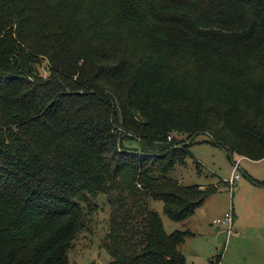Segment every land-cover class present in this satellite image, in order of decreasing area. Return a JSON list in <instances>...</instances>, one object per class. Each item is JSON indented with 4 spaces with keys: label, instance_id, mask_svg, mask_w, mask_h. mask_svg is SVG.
<instances>
[{
    "label": "trees",
    "instance_id": "obj_1",
    "mask_svg": "<svg viewBox=\"0 0 264 264\" xmlns=\"http://www.w3.org/2000/svg\"><path fill=\"white\" fill-rule=\"evenodd\" d=\"M202 134L264 160V0H0V264H71L99 198L108 264H188L150 201L218 191L168 177Z\"/></svg>",
    "mask_w": 264,
    "mask_h": 264
},
{
    "label": "rangeland",
    "instance_id": "obj_2",
    "mask_svg": "<svg viewBox=\"0 0 264 264\" xmlns=\"http://www.w3.org/2000/svg\"><path fill=\"white\" fill-rule=\"evenodd\" d=\"M47 76L46 63L40 68ZM207 135H199L189 147L185 164H178L169 174V179L185 187L199 186L206 190L217 187L218 191L199 207L195 214L182 223L171 221L164 214L161 201H150V207L161 216L167 234L176 231H190L195 236L186 240L181 250L188 264H211L207 262L208 252L221 264H264V212L261 209V194L253 180L264 179V160L252 161L235 158L232 161L227 152L207 143ZM189 143V142H188ZM182 146H178L180 149ZM132 149H138L131 144ZM240 161L241 181L234 187L226 181L232 177L234 163ZM100 210L93 216L91 232L82 235L70 253L71 264H108L109 257L98 247L106 236V222L110 207L103 198L98 199ZM234 206L236 210L234 229L239 235L228 236L227 228L214 225L213 221L222 218ZM218 228V231L216 229ZM213 256V255H212Z\"/></svg>",
    "mask_w": 264,
    "mask_h": 264
},
{
    "label": "built area",
    "instance_id": "obj_3",
    "mask_svg": "<svg viewBox=\"0 0 264 264\" xmlns=\"http://www.w3.org/2000/svg\"><path fill=\"white\" fill-rule=\"evenodd\" d=\"M240 170V161H237L234 163V170H233V176L229 181H226V183L232 188L234 187L237 183H239L242 179L241 174H239ZM214 225L217 227L223 226L227 228V234L228 236H231L234 234V214L233 210L231 209L229 212H227L222 218L216 219L214 221ZM222 258V256L220 257ZM212 264H221L220 262L217 261V259L214 260Z\"/></svg>",
    "mask_w": 264,
    "mask_h": 264
},
{
    "label": "crops",
    "instance_id": "obj_4",
    "mask_svg": "<svg viewBox=\"0 0 264 264\" xmlns=\"http://www.w3.org/2000/svg\"><path fill=\"white\" fill-rule=\"evenodd\" d=\"M241 159H243V160H245L246 158H241ZM249 160V159H248ZM240 169H241V162H240ZM232 176H233V174H232ZM254 181V180H253ZM255 181H258V180H255ZM260 181H264V179L263 180H260ZM254 183V182H253ZM238 184V183H237ZM258 188H259V192H260V196H261V209H262V212H264V188L263 187H260V186H258L256 183H254ZM227 186H228V184H227ZM232 210H233V214H234V222H235V219L236 220H238V217L236 216V210H235V208H234V206H232ZM187 221V220H186ZM215 221V220H214ZM214 221H213V223H214ZM182 227H183V229H185L184 227H186V225H185V222H182V225H181ZM234 226V225H233ZM216 231H218V228L216 229ZM193 234V236H195V234L194 233H192ZM233 235H239V231L236 229H234V234ZM192 236V237H193ZM208 255H209V257L207 258V262H209V263H213L214 262V260L216 259L215 257L216 256H218V255H214V252H213V249H210V251L208 252ZM213 255V256H212ZM215 256V257H214ZM221 257V256H220ZM221 261H222V258H221Z\"/></svg>",
    "mask_w": 264,
    "mask_h": 264
}]
</instances>
